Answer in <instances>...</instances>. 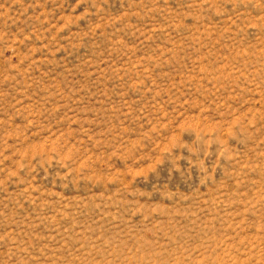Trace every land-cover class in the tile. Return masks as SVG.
I'll use <instances>...</instances> for the list:
<instances>
[{"label":"rangeland","instance_id":"obj_1","mask_svg":"<svg viewBox=\"0 0 264 264\" xmlns=\"http://www.w3.org/2000/svg\"><path fill=\"white\" fill-rule=\"evenodd\" d=\"M0 264H264V0H0Z\"/></svg>","mask_w":264,"mask_h":264}]
</instances>
